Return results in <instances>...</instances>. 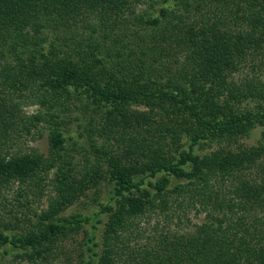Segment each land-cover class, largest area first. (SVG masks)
Here are the masks:
<instances>
[{"label":"trees","instance_id":"trees-1","mask_svg":"<svg viewBox=\"0 0 264 264\" xmlns=\"http://www.w3.org/2000/svg\"><path fill=\"white\" fill-rule=\"evenodd\" d=\"M241 67L252 75L234 81ZM262 74L264 0H0V201L14 185L24 207L41 188L55 193L34 224L24 217V233L1 231L21 219L12 209L0 214V257L7 246L16 259L51 263L68 232L95 229L107 214L99 251L88 238L87 264H264ZM247 101L255 105L241 109ZM70 102L90 113L85 128L94 125L102 140L90 137L97 159L82 173L61 128ZM29 106L39 110L27 116ZM162 114L174 123L163 127L171 143L141 133ZM40 125L46 156L12 147L41 134ZM259 126L255 147L203 156L193 149ZM101 181L112 196L95 214L59 216ZM192 212L202 222L192 224ZM174 224L186 227L179 233Z\"/></svg>","mask_w":264,"mask_h":264},{"label":"rangeland","instance_id":"rangeland-1","mask_svg":"<svg viewBox=\"0 0 264 264\" xmlns=\"http://www.w3.org/2000/svg\"><path fill=\"white\" fill-rule=\"evenodd\" d=\"M144 7H147V3L141 4L137 8L143 9ZM251 70L252 69H250L249 67H241V70L239 72L232 75V79L234 81L243 80L247 75H252ZM262 77H264L263 74ZM254 105V101H247L241 102L239 107L246 110L247 108H251ZM132 107L141 112L145 111V107L142 106L133 105ZM37 110L39 109L36 106H29L24 108L27 116L35 114ZM60 114L63 119L61 128L66 137V149L68 150L69 155L71 156L75 165V173H82L87 165H91L92 163L96 162L97 158H95L94 155H91V150L89 148V139L91 137L98 143H101L102 140L101 138H99V131L95 129L94 125L91 126L90 131L85 128L87 127L90 113L85 112L81 104L78 102H70L69 104H67V106H65L64 109L61 110ZM162 118L163 119H158L157 123L152 124V127L154 129L149 130V132L142 131L141 133L147 139H163L161 142H163L165 139L167 143H171V133L168 130H165L163 127L166 126L172 128V125H174V123L170 119L166 118L164 114H162ZM182 125L183 126L181 127L182 130H180L179 132V137L182 144V149H186L191 141L190 136L184 130L185 127H188L183 123ZM39 128L41 134H39L38 132L36 133L35 130H33V135L23 136V138L19 139L17 138V141L12 144V147H14L15 149L20 148L25 151L34 149L40 154L46 156L48 152V130L46 128V125H40ZM262 131L263 128L259 126L252 130L248 137L240 138L232 143L223 140L216 142L208 140L200 141V144L194 146L193 149L197 154L203 156L209 155L215 151H238L242 148L255 147L259 143L263 142ZM118 146H120V144L114 145V148ZM121 150H123V147L121 148ZM121 150H119V154L123 155ZM87 159H89V161H87ZM41 190H39V192L35 195H28L27 201H29L30 204H28V206L26 207L22 205V203L25 202V199L17 197L18 190L16 185L5 192L6 200L0 201V214L2 216L8 217V213L12 209V211L16 212L17 217L21 219V223L18 224L16 226L17 228H15L14 230L6 231L1 229V231H4L8 235H13L15 233L21 232L24 233L30 228L32 224H34L33 218L31 217L34 215V213H40V211L46 209L49 197L55 195L54 192L52 193L53 190L50 186L44 187L43 189L41 188ZM111 192L112 185L107 181H101L99 185L91 186L89 189H87L83 195H81L75 202L70 204L59 216L61 218L70 217L76 214L91 216L98 211L100 204L104 205L110 200V197L112 196ZM24 217L25 220L31 219V222H29L31 225L27 222L23 223ZM188 219L192 224H198L202 222L203 215H198L195 212H192V214L189 215ZM97 220H99L100 222L95 224V229H93L91 225H87L83 226V228H81L78 232H68L64 237V240L59 243L60 251L57 254L55 260L50 261L51 263L48 264H87L89 262V253L87 251L88 238H90L91 236H95L96 239L92 243L93 245H96L94 249L96 251H99L100 236L102 233V229L104 228V225L107 221V214L100 215L99 217H97ZM185 227L186 225H172V229L179 233H181V231H183ZM187 227L189 229L193 228L192 225ZM92 243H90V245H92ZM2 249L3 251L4 249H6L8 253H2L3 255L0 257V264H30L27 261L14 258V256L17 255L18 251L11 250L7 246H4Z\"/></svg>","mask_w":264,"mask_h":264}]
</instances>
